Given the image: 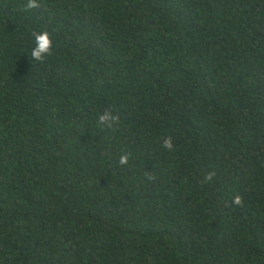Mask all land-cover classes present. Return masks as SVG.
Listing matches in <instances>:
<instances>
[{
    "label": "trees",
    "instance_id": "1",
    "mask_svg": "<svg viewBox=\"0 0 264 264\" xmlns=\"http://www.w3.org/2000/svg\"><path fill=\"white\" fill-rule=\"evenodd\" d=\"M26 3L0 0V264H264V0Z\"/></svg>",
    "mask_w": 264,
    "mask_h": 264
},
{
    "label": "clouds",
    "instance_id": "2",
    "mask_svg": "<svg viewBox=\"0 0 264 264\" xmlns=\"http://www.w3.org/2000/svg\"><path fill=\"white\" fill-rule=\"evenodd\" d=\"M41 5L38 3V0H27V3L25 5V8L28 10L31 9H37L40 8ZM33 36L35 38V47L32 49L31 52V58L43 63L46 58L50 55H52V49H53V41L51 39V36L48 31H43V32H33ZM120 120L119 115H114L112 111H105L102 113L99 117L98 123L106 128H113L115 124H118ZM162 146L166 150H173L174 149V144H173V139L171 136L165 137L162 141ZM130 154L129 153H124L121 154L119 158V163L121 165H127L129 161ZM215 176V172H209L206 174L204 177L205 181H211L213 177ZM148 180H153L154 177L152 175H147ZM234 204L236 205H242L243 204V199L241 196L237 195L234 197L233 200Z\"/></svg>",
    "mask_w": 264,
    "mask_h": 264
}]
</instances>
